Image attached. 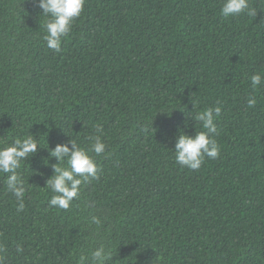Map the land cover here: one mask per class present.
Returning a JSON list of instances; mask_svg holds the SVG:
<instances>
[{
	"label": "trees",
	"instance_id": "obj_1",
	"mask_svg": "<svg viewBox=\"0 0 264 264\" xmlns=\"http://www.w3.org/2000/svg\"><path fill=\"white\" fill-rule=\"evenodd\" d=\"M222 3L86 0L56 52L39 0H0V147L27 135L42 146L18 169L22 211L0 174L5 264H75L101 243L107 264H264V85L248 79L264 74V0H251L256 16L226 18ZM217 104L220 156L179 165L181 132L206 131L188 113ZM94 135L107 145L92 153L100 178L57 210L50 151Z\"/></svg>",
	"mask_w": 264,
	"mask_h": 264
},
{
	"label": "clouds",
	"instance_id": "obj_2",
	"mask_svg": "<svg viewBox=\"0 0 264 264\" xmlns=\"http://www.w3.org/2000/svg\"><path fill=\"white\" fill-rule=\"evenodd\" d=\"M86 0H39V7L45 16L49 17L45 23L44 40L49 49L60 52L62 42L72 31L74 21L82 14ZM247 13L256 16L257 11L251 5V0H223L221 15L224 17L238 16ZM253 89L264 85V74L256 72L248 78ZM195 109L198 101L193 100ZM257 103L255 97L247 99L248 107H254ZM177 109V108H175ZM222 108L219 104L214 108H208L202 112L197 111L194 117L197 121L203 122L206 131H198L195 136L181 132L175 143L176 162L188 169L199 170L205 159H216L220 156L221 146L215 135H218L217 118L220 117ZM102 129L97 128V132ZM93 143L91 147H81L74 139L68 143L57 144L50 151V156L57 159L52 165L53 175L47 180L46 187L53 195L50 199V206L57 210H67L73 206L75 199L80 197L82 186L90 179L98 180L102 169L98 166L95 156L104 154L107 149L106 143L100 135L90 138ZM40 138L35 135L17 136L10 143L0 147V174H6V187L18 202L17 211L25 207L24 194L27 184L23 175L18 171L22 164L33 156L41 148ZM48 147V146H47ZM45 163H50L46 159ZM104 221L100 216L92 215L88 219L89 226L95 225L97 231L103 226ZM17 251H22L18 248ZM7 248L0 243V264H5ZM111 248L101 243L90 249L88 252H81L75 264H107L112 260Z\"/></svg>",
	"mask_w": 264,
	"mask_h": 264
}]
</instances>
